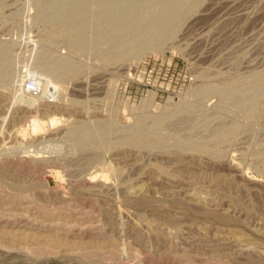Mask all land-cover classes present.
Instances as JSON below:
<instances>
[{
    "label": "rangeland",
    "instance_id": "1",
    "mask_svg": "<svg viewBox=\"0 0 264 264\" xmlns=\"http://www.w3.org/2000/svg\"><path fill=\"white\" fill-rule=\"evenodd\" d=\"M0 52V264H264V0H0Z\"/></svg>",
    "mask_w": 264,
    "mask_h": 264
},
{
    "label": "bare ground",
    "instance_id": "2",
    "mask_svg": "<svg viewBox=\"0 0 264 264\" xmlns=\"http://www.w3.org/2000/svg\"><path fill=\"white\" fill-rule=\"evenodd\" d=\"M90 1H91V0H90ZM130 1H131V0H130ZM45 2H46V1H45ZM48 2H49V1H48ZM187 2H188V1H187ZM89 4H90V3H89ZM194 5H195V4H194ZM27 6H28V5H27ZM79 9H80V8H79ZM104 9H105V8H104ZM70 10H71V9H70ZM93 10H94V9H93ZM22 11H23V10H22ZM44 12H45V11H44ZM117 12H118V11H117ZM121 12H122V11H121ZM24 13H25V12H24ZM98 14H99V13H98ZM121 14H122V13H121ZM27 15H28V14H27ZM125 16H126V15H125ZM26 17H27V16H26ZM89 17H91V16H89ZM89 17H88V18H89ZM23 18H24V17H23ZM29 19H30V18H29ZM80 20H81V19H80ZM27 21H28V20H27ZM115 21H116V20H115ZM25 22H26V21H25ZM28 23H29V22H28ZM130 23H131V22H130ZM65 25H66V24H65ZM68 25H69V24H68ZM89 25H90V24H89ZM110 25H111V24H110ZM113 26H114V25H113ZM70 28H71V27H70ZM108 28H109V26H108ZM105 30H106V29H105ZM123 30H124V29H123ZM107 35H108V34H107ZM109 35H110V34H109ZM123 35H125V34H123ZM110 36H111V35H110ZM160 37H161V36H160ZM88 40H89V39H88ZM100 40H101V39H100ZM86 46H87V45H86ZM135 49H136V48H135ZM86 51H87V50H86ZM45 52H46V51H45ZM92 52H93V51H92ZM92 52H91V53H92ZM97 52H98V51H97ZM0 53H2V52H0ZM137 53H138V52H137ZM2 54H3V53H2ZM3 56H4V55H3ZM113 56H114V55H113ZM0 57H1V56H0ZM39 57H40V58L44 57V54H43V56H39ZM45 57H46V56H45ZM106 57H107V56H106ZM114 58H115V56H114ZM59 61H60V60H59ZM15 62H16V61H15ZM47 62H48V61H47ZM53 63H54V62H53ZM53 63L50 64V68L53 70V73H56V71H58L59 69H60V70H61V69H67V68H66V65H67V64H66L65 62H63V61H61V62H57V63H59V64H55V63H56V62H55V63H54L55 65H54ZM47 64H48V63H47ZM32 65H33V64H32ZM53 65H54L55 67H54ZM56 65H57V66L60 65L61 67H59L58 70H57V69L55 70ZM68 65H69V64H68ZM70 65H71V64H70ZM42 66H43V65H42ZM20 67H21V66H20ZM45 67L47 68V66H45ZM75 68H76V67H75ZM70 69H71V68H70ZM86 69H87V68H86ZM41 70H44V71H45V68L43 67V69H41ZM60 70H59V71H60ZM10 71H11V70H10ZM15 71H16V70H15ZM65 71H69V72L71 71L70 74H72V72L74 73V70H65ZM49 73H50V72H49ZM51 73H52V72H51ZM42 75H43V74H42ZM61 75H62V74H61ZM8 77H9V76H8ZM14 77H15V76H14ZM35 77H36V76H35ZM5 78H6V77H5ZM13 79H14V78H13ZM15 79H16V78H15ZM50 80H51V79H50ZM46 81H47V80H46ZM50 82H51V81H50ZM227 82H228V81H227ZM51 83H52V82H51ZM17 84H18V83H17ZM68 89H69V88H68ZM71 89H72V88H71ZM208 90H209V89H208ZM263 90H264V88H263ZM260 92H261V90H260ZM258 93H259V92H258ZM72 94H73V93H72ZM259 94H260V93H259ZM204 95H205V94H204ZM245 95H246V94H245ZM235 97H236V96H235ZM60 98H61V96H60ZM254 98H255V97H254ZM53 99H54V98H53ZM235 99H236V98H235ZM60 100H61V99H60ZM237 108H238V107H237ZM209 113H210V112H209ZM46 117H47V116H46ZM34 118H35V117H34ZM54 118H55V117H54ZM35 119H36V118H35ZM52 119H53V118H52ZM52 119H51V120H52ZM28 120H29V119H28ZM37 122H38V121H37ZM48 122L54 123V120H52V121H48ZM48 122H47L46 125H49ZM187 122H188V121H187ZM31 123H33V122H31ZM38 123H39V122H38ZM40 123H41V122H40ZM40 123H39V125H40ZM45 123H46V122H45ZM41 124H42V123H41ZM101 124H103V123H101ZM34 125H35V124H34ZM52 125H53V124H52ZM32 126H33V125H32ZM49 126H51V125H49ZM40 127H41V126H40ZM219 127H220V126H219ZM34 128L37 129L38 127L35 125ZM34 128H33V129H34ZM42 128H43V127H42ZM88 128H89V127H88ZM107 128H108V127H107ZM91 129H92V128H91ZM95 129H96V128H95ZM98 129H99V128H98ZM133 129H134V128H133ZM43 130H44V129H43ZM43 130H42V131H43ZM108 130H109V129H108ZM131 130H132V129H131ZM86 132H87V131H86ZM144 132H145V131H144ZM83 134H84V133H83ZM91 134H92V133H91ZM84 135H85V136H86V135L90 136L89 133L84 134ZM93 135H95V134H94V131H93ZM96 135H97V134H96ZM118 136H119V135H118ZM91 137H93V136H91ZM94 137H95V136H94ZM94 137H93V138H94ZM82 138H83V137H82ZM95 138H96V137H95ZM97 138H98V137H97ZM134 138H135V137H134ZM92 140H93V139H92ZM94 140H95V139H94ZM96 140H97V139H96ZM99 140H100V139H99ZM45 141H46V140H45ZM45 141H43V142H45ZM84 142H85V141H84ZM121 142H122V141H121ZM61 143H62V142H61ZM64 143H65V142H64ZM66 144H67V143H66ZM106 144H107V143H106ZM60 145H61V144H60ZM93 146H94V145H93ZM58 147H59V146H58ZM136 147H137V146H136ZM151 147H152V146H151ZM155 147H156V146H155ZM158 147H161V146H158ZM29 148H30V147H29ZM31 148H32V147H31ZM63 148H64V146H63ZM34 149H35V148H34ZM36 149H37V147H36ZM70 149H71V148H70ZM72 149H73V148H72ZM35 151H36V150H35ZM61 151H62V150H61ZM31 152H32V151H31ZM35 154H36V153H35ZM60 154H61V153H60ZM62 156H64V155H62ZM97 156H98V155H97ZM93 161H94V160H93ZM92 179H93V178H92ZM101 180H102V179H101ZM21 188H22V187H21ZM142 201H143V200H142ZM137 202H138V201H137ZM140 202H141V201H140ZM143 203H144V202H143ZM147 203H148V202H147ZM139 204H140V203H139ZM141 204H142V202H141ZM151 204H152V203H151ZM185 206H186V205H185ZM141 207H143V206H141ZM16 219H17V218H16ZM29 241H30V240H29Z\"/></svg>",
    "mask_w": 264,
    "mask_h": 264
},
{
    "label": "built area",
    "instance_id": "3",
    "mask_svg": "<svg viewBox=\"0 0 264 264\" xmlns=\"http://www.w3.org/2000/svg\"><path fill=\"white\" fill-rule=\"evenodd\" d=\"M38 86L36 84V81L34 79H30L27 81L26 85H25V92L29 93V94H34L37 93V89Z\"/></svg>",
    "mask_w": 264,
    "mask_h": 264
}]
</instances>
